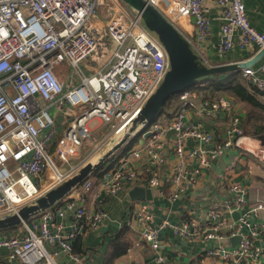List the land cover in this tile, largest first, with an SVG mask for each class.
Segmentation results:
<instances>
[{
    "label": "built area",
    "instance_id": "built-area-1",
    "mask_svg": "<svg viewBox=\"0 0 264 264\" xmlns=\"http://www.w3.org/2000/svg\"><path fill=\"white\" fill-rule=\"evenodd\" d=\"M146 1L185 38L204 64L211 65L203 54L211 32L204 0ZM214 2L221 21L219 55L234 47H264V33L249 24L243 0ZM90 59L94 60L90 71H95L87 75L80 66ZM67 67L80 75L78 82L67 84ZM169 69L162 43L122 0H0V216L16 212L74 174L87 157L82 158L85 147L92 153L100 143L90 123L97 120L111 130L124 129ZM241 72L249 86L264 91V62L242 67ZM232 104L228 97L203 98L195 87L186 88L178 93L170 117L142 125L137 141L122 155L114 158V153L111 161L109 157L106 167L101 166L97 183L107 196L125 187L143 186L174 202L198 186L203 169L213 159L232 147L239 148L223 170V196L209 204L203 221L156 219L152 200L133 202L119 225L137 229V244L145 242L157 264H168L160 251L164 229L183 239L214 242L204 252L224 264H263L264 246L256 247L255 241L264 236V222L253 221L252 216L264 211V199L246 205V188L228 179L227 172L247 154L264 164V144L259 140L254 148L250 146L236 114L230 118L232 127L227 123L222 134L204 129L201 120L188 119L190 110L197 117L214 119L220 110L232 112ZM56 110L67 118V125L59 131ZM191 141L196 145L188 146ZM168 160L174 165L165 174ZM49 170L53 175L42 183ZM94 176L90 174L72 189L78 190L77 198L68 192L49 209L18 225L17 231L0 234V251L6 249L9 260L22 264L53 260L59 253L77 264H88L72 241L84 222L96 229L107 216L101 199L92 210L85 206ZM245 206L249 207L237 219L225 216ZM68 212L73 220L65 231L62 218ZM234 236H239L235 245L224 244Z\"/></svg>",
    "mask_w": 264,
    "mask_h": 264
},
{
    "label": "crops",
    "instance_id": "crops-1",
    "mask_svg": "<svg viewBox=\"0 0 264 264\" xmlns=\"http://www.w3.org/2000/svg\"><path fill=\"white\" fill-rule=\"evenodd\" d=\"M245 10L248 18V22L251 26L264 33V0H243ZM205 7L207 8V16L210 19V36L204 46L203 54L209 62V64H222L227 62H238L240 60L253 59L261 49L257 46H252L248 49H239L234 47L226 55L221 56L218 54L216 46L219 41V30L221 21L218 18V7L214 0H204ZM239 32L235 33L237 38ZM264 62V54L259 57L255 62L249 64L251 66H257ZM94 65V60L90 59L83 63L80 68L82 72H89ZM63 80L64 76H60ZM219 96L228 97L233 105L232 111L237 114V117L241 121V126L244 134L250 137V146L255 147V142L261 141V136H264V130L259 132L254 131L256 126L264 128V120L251 121L249 119V112L252 110L257 111L259 114L264 115V110L259 107H252L250 103L241 101L234 96L226 93H219ZM255 100L264 106V91L256 94ZM226 112L230 113V110ZM225 113V112H224ZM231 116H219L220 119L215 117L216 123L203 121V128L210 130L214 134H222L223 129L227 125L228 119ZM188 119L190 121L201 120L197 117L192 110L188 112ZM94 125L91 129H100L103 125L94 120ZM201 122V121H200ZM105 126V125H104ZM95 132V131H94ZM93 132V134H94ZM95 136V134H94ZM96 138V137H95ZM196 145L191 141L188 146L192 147ZM237 147L228 149V153L224 156L217 157L211 161L208 168L203 169V173L200 178V182L193 190H188L179 199L174 202H169L167 197H158L154 190H151L150 199H137L131 200L128 197V191L130 188L125 187L118 194L114 196H107L102 188L97 183V175L94 176L95 183L92 190L87 194L85 200V206L88 210H92L96 207L98 200H103V208L107 216L103 224L96 228H89L87 223H83L82 229L76 238L72 241L73 247L76 251L80 252L87 257L88 264H157L154 258V251L145 242L138 243L137 229L122 228L120 227V221L126 216L127 212L132 208L134 201H146L152 200L153 209L156 219L167 217L171 222H176L180 218H195L196 220L203 221L207 218L206 211L209 204L214 200H219L223 196V188L220 185L218 178L222 179V173L225 165L238 154ZM226 151V152H227ZM236 152V153H235ZM235 153V154H234ZM86 156V155H85ZM85 156H82L84 158ZM97 158V157H96ZM77 160H73L76 162ZM174 161L168 160V164L164 166L163 172L167 174ZM60 168L61 166L58 165ZM53 175V171L46 172L42 179V183L47 182ZM227 178L231 181L239 182L246 188V205L251 206L256 200L264 199V164L254 160V157L250 154L243 156L238 164L230 171L227 172ZM208 181L210 186H205ZM222 184V183H221ZM221 186V187H220ZM198 188L204 189V194L198 196L195 192ZM169 192V190H166ZM78 190H71L68 195L75 199L77 198ZM249 206H245L241 211H245ZM237 210H232L230 213H226L225 216L232 220H235L233 213ZM258 215L252 216V220L258 222H264V211H259ZM66 225L65 231L70 229L72 222L71 213H65L62 218ZM18 226L0 230V234L4 232L17 231ZM121 232V236L115 244L120 245L121 250L118 251L112 247V242L115 236ZM160 251L168 260V264H224L221 261L207 256L204 252L205 248L212 247L214 242H206L199 239L187 240L180 236L174 235L170 230L164 229L160 231ZM232 244L231 239L225 241L224 244ZM256 247L264 246V236L255 241ZM50 249V246L47 245ZM264 264V258L262 259ZM0 264H22L19 260H9L7 257V250L2 249L0 251ZM35 264H77L72 261L63 253L57 254L52 259H44L41 262Z\"/></svg>",
    "mask_w": 264,
    "mask_h": 264
},
{
    "label": "water",
    "instance_id": "water-1",
    "mask_svg": "<svg viewBox=\"0 0 264 264\" xmlns=\"http://www.w3.org/2000/svg\"><path fill=\"white\" fill-rule=\"evenodd\" d=\"M140 15L144 25L156 34L168 54L170 69L164 76L156 90L148 97L138 113L130 120L129 125L124 128V137L102 152L94 161L85 162L74 174L51 188L33 202L25 204L16 212L0 216V230L16 227L23 222L41 214L62 199L68 192L78 186L92 174L98 167L102 166L131 135L140 130L144 124L154 121L166 100L173 94L189 88L203 77L216 73H224L239 70L249 66L264 54V47L251 60L244 62H227L222 64L206 65L192 50L185 38L146 0H122ZM148 132H144L146 135ZM131 200L150 199L151 189L143 186H134L128 191ZM239 211L233 213L235 219L239 217ZM232 244L239 240V236L230 238Z\"/></svg>",
    "mask_w": 264,
    "mask_h": 264
},
{
    "label": "trees",
    "instance_id": "trees-1",
    "mask_svg": "<svg viewBox=\"0 0 264 264\" xmlns=\"http://www.w3.org/2000/svg\"><path fill=\"white\" fill-rule=\"evenodd\" d=\"M191 87H195L197 91L201 93V97L203 98H213V97H218L219 93H226L231 96H234L235 98L245 101L247 103H250L251 106L254 107H259L262 110H264V106L259 104L255 100L256 94L260 93L261 91L256 90L252 86H249L245 81L242 76L241 70H235V71H230V72H224V73H216L213 75H209L206 77H203L197 81V83ZM178 104V93L171 95L165 102V104L162 106L160 109V112L157 114L156 118L154 119H160V118H168L170 117ZM249 119L251 121H259V120H264V115L259 114L257 111L252 110L249 112ZM260 130H264V128L256 126L254 128V131L259 132ZM141 134V131L137 134L136 138H133L131 140V144L129 147L134 144V142L137 141ZM261 143L264 144V136H261ZM128 150V149H127ZM126 146L125 149L123 150L122 153H125L126 151ZM120 155H116L114 158L118 157ZM113 159V158H112ZM101 171V166L98 167L93 174H98ZM127 228V227H123ZM121 236V232L118 233L114 241L112 242V247L115 248L116 250L120 251L121 247L120 245L115 244L119 240Z\"/></svg>",
    "mask_w": 264,
    "mask_h": 264
},
{
    "label": "rangeland",
    "instance_id": "rangeland-1",
    "mask_svg": "<svg viewBox=\"0 0 264 264\" xmlns=\"http://www.w3.org/2000/svg\"><path fill=\"white\" fill-rule=\"evenodd\" d=\"M154 35H156L154 32H152ZM55 70L59 73V70L58 68L56 67ZM241 70V69H239ZM95 70L93 71H90V72H87L86 71V74L87 75H90L94 72ZM66 73L69 75V79H67V84H71V83H75V82H78L79 79H80V75L76 72H73L72 71V68H69L67 67V70H66ZM219 96V95H218ZM213 98H216V97H213ZM204 100H207V99H204ZM233 105V104H232ZM231 105V107H232ZM230 110V109H229ZM223 115H226V116H231V115H234L233 111L230 113L228 112H223V111H218V113L215 115L217 117V119H220L219 116H223ZM237 115V114H236ZM206 116H201V121H208V122H211V123H216L215 122V119H205ZM231 118V117H230ZM95 122H91L90 123V126L92 127L94 125ZM227 123L232 127V125L234 124V122L231 120V119H228ZM67 125V118L66 116L64 115V113L62 111H59V110H56V122H55V126H56V129L57 131L59 130H62L65 126ZM117 128H115V130H111L110 129V126L108 125H103L100 129H95L93 132L95 134V137H96V140L99 141V146L97 148L96 151L90 153L89 152V148L88 147H85V149L82 151V156H87L86 158H84L83 160V164L85 162H88V161H94L96 160V157H98L102 152H104L106 149H108L111 145L115 144L116 142H118L121 138H123L125 135L123 134L124 133V129H121L119 131L116 130ZM139 133L136 132L134 135H131L130 137H133V138H136L137 134ZM59 134H56L55 138L58 136ZM124 135V136H123ZM244 137H247V136H244ZM131 139V138H130ZM128 139V141L123 144L116 152H115V155H122L123 153V150L125 149V146H126V150L129 149L130 147V144H131V140ZM55 141H52L51 144H54ZM133 145V144H132ZM229 151V150H228ZM225 152L222 156H224L226 153ZM236 153V152H235ZM234 153V154H235ZM50 155L52 157V159L57 163V160H56V157L52 154V152H50ZM115 155L113 157H115ZM112 157V158H113ZM111 158V157H110ZM112 158L110 159V161L112 160ZM78 160V159H76ZM110 161H107L106 163H104L102 166L103 167H106ZM102 167V168H103ZM223 175V174H222ZM218 181L220 183V185H222V181L220 180V178H218ZM211 184L208 183V181L205 183V186H210ZM221 187V186H220ZM195 192L198 194V196H201L204 194V189L203 188H198L197 190H195ZM201 194V195H200ZM215 201H218L217 199L212 201V202H215Z\"/></svg>",
    "mask_w": 264,
    "mask_h": 264
},
{
    "label": "bare ground",
    "instance_id": "bare-ground-1",
    "mask_svg": "<svg viewBox=\"0 0 264 264\" xmlns=\"http://www.w3.org/2000/svg\"><path fill=\"white\" fill-rule=\"evenodd\" d=\"M122 128H120L119 130H121ZM119 130H117V131H119Z\"/></svg>",
    "mask_w": 264,
    "mask_h": 264
}]
</instances>
